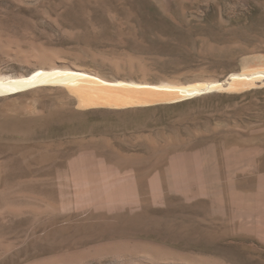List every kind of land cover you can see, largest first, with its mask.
<instances>
[{"label": "rangeland", "instance_id": "obj_1", "mask_svg": "<svg viewBox=\"0 0 264 264\" xmlns=\"http://www.w3.org/2000/svg\"><path fill=\"white\" fill-rule=\"evenodd\" d=\"M188 83L264 65V0H0V74ZM0 264H264V83L141 108L0 97Z\"/></svg>", "mask_w": 264, "mask_h": 264}, {"label": "bare ground", "instance_id": "obj_2", "mask_svg": "<svg viewBox=\"0 0 264 264\" xmlns=\"http://www.w3.org/2000/svg\"><path fill=\"white\" fill-rule=\"evenodd\" d=\"M264 83V65L232 72L224 80L171 83L110 79L83 68L52 64L28 73L0 74V97L39 88L57 87L75 98L79 108H121L133 104H150L162 100L177 102L218 91H240ZM151 98V99H150ZM148 100V101H147ZM126 101L138 103H125ZM161 102V101H159Z\"/></svg>", "mask_w": 264, "mask_h": 264}, {"label": "water", "instance_id": "obj_3", "mask_svg": "<svg viewBox=\"0 0 264 264\" xmlns=\"http://www.w3.org/2000/svg\"><path fill=\"white\" fill-rule=\"evenodd\" d=\"M227 77H225L224 79H226ZM122 78H124V77H122ZM126 79H131V78H126ZM215 79H218V78H215ZM133 80H136V81H147V82H151V83H158V82L148 81V80H143V79H133ZM218 80H223V79H218ZM150 101H157V102H155L154 104L153 103H150V104H133V105H129V106L117 108V109L141 108V107H148V106H153V105H157V104H170V103H175V102H170V103L167 102V103H164L165 101H162V100H149V102ZM159 101H161V102H159ZM125 103H138V101H134V102L126 101Z\"/></svg>", "mask_w": 264, "mask_h": 264}]
</instances>
